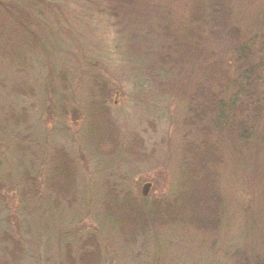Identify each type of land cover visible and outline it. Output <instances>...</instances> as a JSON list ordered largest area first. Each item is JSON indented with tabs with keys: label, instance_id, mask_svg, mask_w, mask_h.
<instances>
[{
	"label": "rangeland",
	"instance_id": "obj_1",
	"mask_svg": "<svg viewBox=\"0 0 264 264\" xmlns=\"http://www.w3.org/2000/svg\"><path fill=\"white\" fill-rule=\"evenodd\" d=\"M190 144L216 149L218 224L119 223L109 206L188 188ZM96 248L99 264H264V0H0V264Z\"/></svg>",
	"mask_w": 264,
	"mask_h": 264
},
{
	"label": "trees",
	"instance_id": "obj_2",
	"mask_svg": "<svg viewBox=\"0 0 264 264\" xmlns=\"http://www.w3.org/2000/svg\"><path fill=\"white\" fill-rule=\"evenodd\" d=\"M20 26V19H15ZM22 23H25L23 21ZM23 29L27 30V28ZM103 116V115H102ZM109 128L106 130L108 131ZM103 132L112 139L111 132ZM214 145H207L201 148L197 144L187 146L184 160L186 172V180L188 181L187 189H183L178 198L171 203L164 205L156 202L150 207H137L135 204H129L130 209L120 213L117 208L109 209L117 217L119 223L123 226H134V224H142V228L147 227L150 222L159 218L170 217L175 222H184L193 227L200 226L209 229L218 224L219 207L222 203L219 195V187L217 181L216 162L218 157L215 152ZM69 164L61 157L57 168V173L66 180L70 179ZM184 172V174H185ZM112 190V189H111ZM111 193V191L109 190ZM113 192V191H112ZM128 207V206H127ZM129 208V207H128ZM191 213V216L188 214ZM188 217L189 220L184 219ZM197 228V227H196ZM99 250L96 248L87 251L80 256V264H99Z\"/></svg>",
	"mask_w": 264,
	"mask_h": 264
},
{
	"label": "water",
	"instance_id": "obj_3",
	"mask_svg": "<svg viewBox=\"0 0 264 264\" xmlns=\"http://www.w3.org/2000/svg\"><path fill=\"white\" fill-rule=\"evenodd\" d=\"M151 187V184L147 183L143 186V190H142V195L143 196H147L148 195V191Z\"/></svg>",
	"mask_w": 264,
	"mask_h": 264
}]
</instances>
